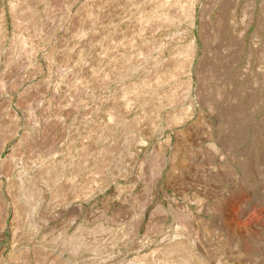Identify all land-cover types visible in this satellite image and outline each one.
Returning <instances> with one entry per match:
<instances>
[{
    "label": "rangeland",
    "instance_id": "374dc122",
    "mask_svg": "<svg viewBox=\"0 0 264 264\" xmlns=\"http://www.w3.org/2000/svg\"><path fill=\"white\" fill-rule=\"evenodd\" d=\"M59 261L264 264V0H0V264Z\"/></svg>",
    "mask_w": 264,
    "mask_h": 264
},
{
    "label": "bare ground",
    "instance_id": "6f19581e",
    "mask_svg": "<svg viewBox=\"0 0 264 264\" xmlns=\"http://www.w3.org/2000/svg\"><path fill=\"white\" fill-rule=\"evenodd\" d=\"M42 261H43V260H42ZM53 261H54V260H53ZM57 261H58V260H57ZM79 261H80V260H79ZM55 262H56V261H55ZM41 263H42V262H41ZM49 263H50V262H49ZM52 264H55V263L52 262ZM58 264H60V261L58 262Z\"/></svg>",
    "mask_w": 264,
    "mask_h": 264
}]
</instances>
